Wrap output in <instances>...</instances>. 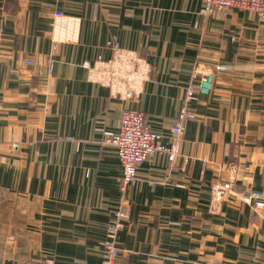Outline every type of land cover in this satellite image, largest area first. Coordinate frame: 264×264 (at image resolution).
I'll use <instances>...</instances> for the list:
<instances>
[{"label":"crops","instance_id":"obj_1","mask_svg":"<svg viewBox=\"0 0 264 264\" xmlns=\"http://www.w3.org/2000/svg\"><path fill=\"white\" fill-rule=\"evenodd\" d=\"M202 7L0 0V264H101L120 208L117 264H264V208L240 196L264 192V20L239 7L226 15ZM56 10L80 19L74 42L54 45ZM109 41L150 60L226 66L188 104L196 117L181 156L171 164L156 152L125 187L105 139L134 108L171 145L192 77L153 79L133 100L114 97L82 67L111 57ZM227 182L232 190L215 205L212 188Z\"/></svg>","mask_w":264,"mask_h":264},{"label":"built area","instance_id":"obj_2","mask_svg":"<svg viewBox=\"0 0 264 264\" xmlns=\"http://www.w3.org/2000/svg\"><path fill=\"white\" fill-rule=\"evenodd\" d=\"M231 7H239L255 12L260 19L264 20V0H203L202 11L206 14L221 12L228 13ZM56 30L57 27H73L77 30L80 19L65 14L60 10L54 11ZM55 26V24H54ZM58 32V31H57ZM69 32V31H67ZM59 33V32H58ZM76 39V36H75ZM55 41V42H54ZM58 37L53 36L56 44ZM108 46L112 49V56L105 58L103 53L93 60H85L82 67L87 70V78L108 87L110 94L114 97L133 100L139 92L142 83L153 81V79H169V77L182 78L186 72L190 73L192 79L185 89L184 105L181 112L171 126L175 141L171 145L163 143V135L158 131L150 129L146 122L145 113L140 109L125 108L120 123L119 132L108 136L105 142L116 147L120 163L123 166L124 187L136 178L139 165L149 156L156 152L166 153L168 161L173 164L182 154L180 138L185 131L188 120L196 117V113L188 108V104L198 100V93H207L212 85L217 71L225 69V65L201 68L200 64L183 65L172 60H150L143 57L139 52L127 50L120 45L109 41ZM26 63H33L27 60ZM184 161H187L185 159ZM232 190V182L224 183L222 186L212 188L215 194V205L228 196ZM242 200L249 204L254 210L264 208V192L257 189H246L240 193ZM217 208V206H216ZM115 217L108 225V237L102 242L105 255L101 264H117V258L122 253L119 245V235L123 229L126 214L124 208L118 209Z\"/></svg>","mask_w":264,"mask_h":264},{"label":"rangeland","instance_id":"obj_3","mask_svg":"<svg viewBox=\"0 0 264 264\" xmlns=\"http://www.w3.org/2000/svg\"><path fill=\"white\" fill-rule=\"evenodd\" d=\"M54 21H55V14H54ZM54 24H55V26H54ZM52 30H53V36H54V33H55V35L58 37V41H56V44L74 42L75 41V36L77 38V35H78V34L76 35L77 30L74 29L73 27H70V30H69L68 27L61 26V28H60V26H58L57 30H56V22L53 23ZM67 31H69V32H67ZM56 44H55V46H56ZM142 56L145 57L144 55H142ZM26 64L31 65V63H26ZM206 67H209V66H206ZM232 167L235 168V166H232Z\"/></svg>","mask_w":264,"mask_h":264}]
</instances>
